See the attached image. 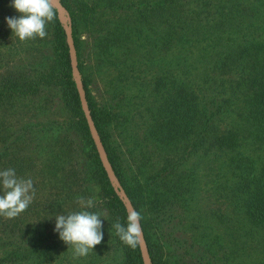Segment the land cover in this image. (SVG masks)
<instances>
[{"label": "trees", "instance_id": "obj_1", "mask_svg": "<svg viewBox=\"0 0 264 264\" xmlns=\"http://www.w3.org/2000/svg\"><path fill=\"white\" fill-rule=\"evenodd\" d=\"M58 1L69 13L76 47L77 31L88 29L92 58L87 62L93 61L97 75L104 79L117 73L107 80L111 94L103 102L94 101L88 74H83L78 59L87 104L111 167L141 214L151 264H231L230 255L219 249L199 250L183 237L181 212L201 185L198 174L183 165L205 149L221 153L217 195L222 190L232 193L248 231L255 229L264 236V0H81L74 5L71 0ZM49 25L56 66L20 71L10 65L0 74V127L5 131L0 132V170L9 154L26 152L37 131L24 119L5 126L3 113H30L43 100L44 89L66 84L63 92L75 106L71 123L95 155L94 172L110 212L95 251L88 259L74 258L72 253L66 264H143L139 245L129 247L112 227L117 221L126 223L127 210L103 169L82 114L65 29L57 15ZM136 63L150 73L147 83L158 98L147 138L154 146L178 149L179 154L152 172L139 163L128 177L118 152L108 143L107 128L124 123L118 121L121 98L115 79L140 69ZM53 153L56 159L64 149ZM12 159L10 164L21 162L19 156ZM57 214L42 224L31 219L26 224L10 223L0 217V246L6 250L0 264H40L62 241L46 238V227L50 222L55 225ZM260 254L259 264H264V241Z\"/></svg>", "mask_w": 264, "mask_h": 264}, {"label": "rangeland", "instance_id": "obj_2", "mask_svg": "<svg viewBox=\"0 0 264 264\" xmlns=\"http://www.w3.org/2000/svg\"><path fill=\"white\" fill-rule=\"evenodd\" d=\"M71 1L74 5L75 2L81 0ZM130 1L137 0H123V2ZM10 3L11 0H0V74H5L10 65L20 71L36 66L43 68L56 66L57 61L52 46L54 39L52 27L48 23L46 29L48 35L43 39L37 37L33 40L20 41L12 34L5 20V17L19 15ZM53 4L60 23L63 26L64 24L69 26L72 34L69 13L61 5L55 4V0ZM87 30L85 27H80L77 31L78 47L75 46L73 39L75 57L77 66L79 58L83 62V74H88L91 97L94 101L103 102L104 98L111 94L109 93L112 88L111 82L108 83L107 80L114 75L116 77L117 73L101 79L100 75L95 72L93 61L87 62L89 56L92 58L88 53ZM137 66H140V69L131 70L126 74L124 72L122 78L115 79V82L119 83L116 89L119 90L118 96L121 98L116 97L119 101L118 110L121 113L118 121L124 123L115 124L114 122L107 128L108 143L118 152L119 162L128 177L132 175V170L139 163L144 165L146 171L152 172L161 166L166 158L175 159L179 154L178 149L170 151L156 147L152 140L147 138L146 129L151 121L152 108L158 103V98L150 91L147 83L150 73L145 70L144 66ZM80 76L82 78L83 75L80 73ZM72 79L75 83L73 71ZM65 85L44 89L42 98L45 100L39 101L41 103L37 102L35 106L37 109L30 113L9 112L4 115L2 111L3 122L7 121L5 126L13 125L16 119H24L33 124L34 130H37L31 135L33 139L25 149L26 152L22 155L9 154L4 159V165L1 168V170L14 168L18 176L30 177L35 188L33 202L19 216L8 219L10 223L23 222L26 224L27 219H31L38 220L37 222L42 224L46 222L48 216L56 212L64 214L79 210V205L76 203L77 197L94 198L97 205L91 211L103 212L106 219L101 217V220L103 223L108 222L110 212L102 197L99 179L94 172L95 155L88 140L71 123L75 116V106L70 100L69 103L67 101V96L63 92ZM3 130L1 126L0 132H5ZM59 133L61 134L58 137L60 142L55 144L54 141ZM37 139H41L38 144ZM62 148L64 149L63 156L55 159L53 152L58 153ZM19 152L21 151L18 150L17 153ZM15 156H19L21 160L18 165L10 164L9 161ZM220 157L221 153H215L213 149H205L187 159L184 165L182 164L197 173L201 181L200 189L197 190L192 203L181 212L183 237L199 250L219 249L220 253L230 255L231 264H259L260 246L264 241L263 234L255 232V229L248 231L243 216L237 208L238 204L231 196L232 193L230 195L222 190V193L217 195L215 190L217 184L222 182L216 174L217 167L221 163V159H218ZM49 225L45 231L48 235L44 233L47 235L46 238L58 240L59 235L54 231L55 225L52 222ZM68 247L65 242L60 241L55 250L44 255L45 258L43 257L40 264H66L68 257L72 255L71 247ZM96 248L94 247L93 251L83 258L88 259ZM5 252V248L0 246V256Z\"/></svg>", "mask_w": 264, "mask_h": 264}, {"label": "clouds", "instance_id": "obj_3", "mask_svg": "<svg viewBox=\"0 0 264 264\" xmlns=\"http://www.w3.org/2000/svg\"><path fill=\"white\" fill-rule=\"evenodd\" d=\"M10 6L19 15L5 17V20L12 34L20 41L45 38L48 23L54 21L57 15L53 0H11ZM34 198L35 188L30 177L18 176L14 168L0 170V216L16 218L27 210ZM76 203L79 210L55 216L54 231L71 247L73 257L79 258L87 256L103 241L101 217L105 218V214L91 211L97 205L92 197H77ZM140 221V212L131 209L127 212L125 224L117 221L112 227L123 243L135 248L142 233Z\"/></svg>", "mask_w": 264, "mask_h": 264}, {"label": "water", "instance_id": "obj_4", "mask_svg": "<svg viewBox=\"0 0 264 264\" xmlns=\"http://www.w3.org/2000/svg\"><path fill=\"white\" fill-rule=\"evenodd\" d=\"M55 4L60 6L58 0H55ZM63 27H64L65 32H66V38H67V43H68V48H69L70 66H71V69H72L73 74H74V80H75V84H76L77 91H78L81 110H82V113L84 115L90 136L93 140L95 149L97 151V154H98L99 160L103 166V169L105 170L108 179L112 182L114 188L119 192V195H120V197H121V199H122V201L126 207V210L128 212V210L134 209V207H133L131 200L129 199L127 193L125 192L123 186L121 185L119 179L117 178L115 172L113 171V169L111 167V163L108 159L107 152H106L105 147L103 145V142L100 138L99 132L95 127L93 118L91 116V113H90V110H89V107L87 104L85 90H84L83 83L81 80L80 72H79V69L77 66L71 29L69 26H65V24ZM138 245H139L143 264H151V259H150L147 243H146V240H145V237L143 234V230H142L141 238H140Z\"/></svg>", "mask_w": 264, "mask_h": 264}]
</instances>
